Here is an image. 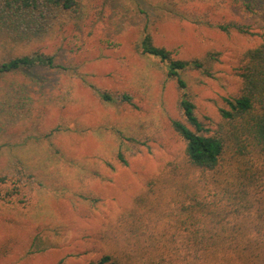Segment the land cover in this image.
Listing matches in <instances>:
<instances>
[{
	"label": "rangeland",
	"instance_id": "rangeland-1",
	"mask_svg": "<svg viewBox=\"0 0 264 264\" xmlns=\"http://www.w3.org/2000/svg\"><path fill=\"white\" fill-rule=\"evenodd\" d=\"M77 2L67 12L0 0V63L41 54L60 66L0 79V264H92L103 256L126 264L127 254L147 264L132 245L192 223L202 206L229 211L224 225H243V241L260 244L249 264H264V155L247 147L240 157L239 142L228 140L215 170L192 166L172 128L184 122L175 80L139 48L149 34L178 60L213 55L210 75L183 73L185 92L202 134L225 138L219 109L240 93L244 54L262 41L264 2L251 12L242 0ZM204 16L257 35L191 22ZM99 92L114 100L103 102ZM242 172L254 182L237 216L232 197L248 180Z\"/></svg>",
	"mask_w": 264,
	"mask_h": 264
},
{
	"label": "trees",
	"instance_id": "trees-1",
	"mask_svg": "<svg viewBox=\"0 0 264 264\" xmlns=\"http://www.w3.org/2000/svg\"><path fill=\"white\" fill-rule=\"evenodd\" d=\"M242 1L248 12L253 11L257 6H262V1L264 2V0ZM12 2L24 10H34L42 6L69 12L78 8L77 0H12ZM10 4L11 2H8V5ZM165 6L168 7L166 4ZM165 9L176 16H182L170 8ZM191 22L215 27L226 34L234 31L243 35H257L251 32L248 26L236 22L213 24L206 16L192 19ZM261 38L262 41L257 46L244 54V64L239 75L240 93L225 98L226 107L219 109L221 118L229 128L225 138L202 134L203 126L195 113V106L185 92L186 82L183 73L195 70L210 75L206 63L213 59V55L208 53L203 59L178 60L170 51L155 46L149 34H145L139 42L141 53L165 63L167 76L175 80L180 92L178 107L183 114L184 122L174 120L172 128L184 141L185 155L192 166L205 171L215 170L224 151L225 141L228 140L239 142L240 157L246 155L247 147H254L264 155V34H261ZM38 67L50 69L60 66L54 63L51 56L33 54L16 57L0 63V79L13 71ZM98 96L103 102L114 100L110 94L104 92H99ZM120 101L133 105L131 97L127 94H122ZM118 158L124 162L121 155ZM241 175L248 180L243 179L239 184L237 183L236 195L232 197L235 201L233 211L237 216L245 210L242 201L246 195V187L254 182L252 175L243 172ZM199 211L192 223L181 222L180 226H168L169 229L163 233H152L147 239L149 243L138 239L132 245L133 252L147 264H175L176 261L180 264H249L253 259V251L259 249L260 244L258 241L252 244L243 241L244 226L236 224L227 228L222 220L223 215L229 211L222 208L209 210L202 206ZM146 255L147 257L144 258ZM125 257L128 258L126 264H135L128 254ZM110 260V256H103L92 264H107Z\"/></svg>",
	"mask_w": 264,
	"mask_h": 264
}]
</instances>
